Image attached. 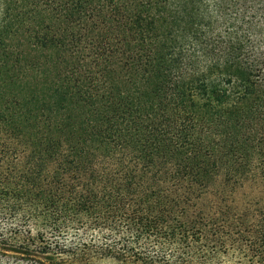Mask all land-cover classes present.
Returning <instances> with one entry per match:
<instances>
[{
  "label": "trees",
  "instance_id": "obj_1",
  "mask_svg": "<svg viewBox=\"0 0 264 264\" xmlns=\"http://www.w3.org/2000/svg\"><path fill=\"white\" fill-rule=\"evenodd\" d=\"M0 2V254L264 264V0Z\"/></svg>",
  "mask_w": 264,
  "mask_h": 264
},
{
  "label": "rangeland",
  "instance_id": "obj_2",
  "mask_svg": "<svg viewBox=\"0 0 264 264\" xmlns=\"http://www.w3.org/2000/svg\"><path fill=\"white\" fill-rule=\"evenodd\" d=\"M6 243L9 245L12 244L11 242H8V241ZM0 264H34V263L31 261L25 260V259L16 263L14 260H12L11 258H8L4 254H0ZM99 264H114V263L109 262V261H103V262H100Z\"/></svg>",
  "mask_w": 264,
  "mask_h": 264
}]
</instances>
